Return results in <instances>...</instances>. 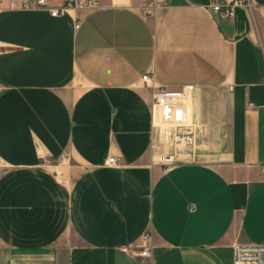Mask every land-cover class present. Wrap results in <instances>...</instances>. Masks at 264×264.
<instances>
[{"label":"crops","instance_id":"crops-1","mask_svg":"<svg viewBox=\"0 0 264 264\" xmlns=\"http://www.w3.org/2000/svg\"><path fill=\"white\" fill-rule=\"evenodd\" d=\"M98 1L0 7V264H139L121 248L145 231L153 264H242L264 243V0ZM146 73L195 84L170 170Z\"/></svg>","mask_w":264,"mask_h":264},{"label":"built area","instance_id":"built-area-1","mask_svg":"<svg viewBox=\"0 0 264 264\" xmlns=\"http://www.w3.org/2000/svg\"><path fill=\"white\" fill-rule=\"evenodd\" d=\"M148 5L152 2L146 0ZM155 4L154 2L152 3ZM22 9H45L52 16L65 15L74 9H98V0H64L52 3L49 0H0V7ZM252 0H222L212 5V11L219 16L230 18L238 7L252 8ZM80 25L77 22L76 26ZM144 83L153 88L152 129L157 135L164 151L158 156V161L165 170L189 160V154L184 150L193 144L196 127L191 121L189 104L194 83L182 84L178 87L155 85L152 74L142 77ZM3 88L0 85V90ZM252 105V103L250 104ZM114 161V158H111ZM264 172V165H262ZM0 172L3 169L0 168ZM151 232L145 231L135 244L121 248L129 257L136 258L139 264H153V245ZM235 261L242 264H264V243L237 244L234 249Z\"/></svg>","mask_w":264,"mask_h":264}]
</instances>
